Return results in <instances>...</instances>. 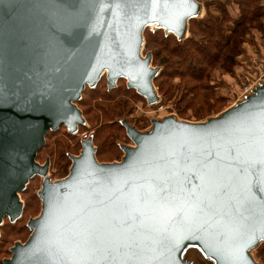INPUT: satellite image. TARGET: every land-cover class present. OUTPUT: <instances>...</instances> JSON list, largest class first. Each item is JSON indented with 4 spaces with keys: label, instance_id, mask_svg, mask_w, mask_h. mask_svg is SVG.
Returning <instances> with one entry per match:
<instances>
[{
    "label": "water",
    "instance_id": "water-1",
    "mask_svg": "<svg viewBox=\"0 0 264 264\" xmlns=\"http://www.w3.org/2000/svg\"><path fill=\"white\" fill-rule=\"evenodd\" d=\"M197 0H0V227L23 214L20 194L36 176L50 131L77 134L76 103L104 76L158 101L144 32L185 35ZM135 147L99 163L83 143L70 175L45 180L43 210L4 264H183L198 242L217 264H257L264 243V91L206 124L127 125Z\"/></svg>",
    "mask_w": 264,
    "mask_h": 264
},
{
    "label": "trees",
    "instance_id": "trees-1",
    "mask_svg": "<svg viewBox=\"0 0 264 264\" xmlns=\"http://www.w3.org/2000/svg\"><path fill=\"white\" fill-rule=\"evenodd\" d=\"M228 4L219 14L213 15L209 10L203 21L193 18L188 32L182 37L160 27L144 32V52L152 54L154 69L159 70L154 85L161 97L160 104L176 115L188 112L199 119L211 115L218 106L229 101L227 93L220 94L217 90L223 86L225 74L238 85L245 84L243 77L250 81L254 75L245 46L252 42L253 33H264V0H228ZM177 79L179 82H175ZM125 81L120 79L113 89H109L107 76H104L95 88H87L76 103L90 127L80 126V136L89 134L99 163L123 161L124 142L130 140L123 117L131 106L135 107L133 101L145 99L137 90L130 89ZM155 108L147 101L145 111ZM136 117L137 122L139 114ZM144 122L139 120L141 126ZM83 143L81 137L62 126L48 133L37 162L43 165L49 162L50 169L54 167L63 180L70 175L69 170L77 157L74 155L76 149L80 152ZM36 177L20 194L24 200L23 214L16 222L9 221L11 230L22 222L21 228L29 229L25 219L43 210L40 192L36 194L32 186ZM6 227L5 224L0 227V233H3L0 236V255L6 246L5 240L12 237L11 233L5 232ZM255 250L256 257L264 264V243ZM5 253H9V248ZM0 264H4L2 259Z\"/></svg>",
    "mask_w": 264,
    "mask_h": 264
},
{
    "label": "rangeland",
    "instance_id": "rangeland-1",
    "mask_svg": "<svg viewBox=\"0 0 264 264\" xmlns=\"http://www.w3.org/2000/svg\"><path fill=\"white\" fill-rule=\"evenodd\" d=\"M197 2L199 3V10H198L196 16L194 17V19L200 20V21H203L206 18L207 12L209 10L211 11V13L213 15L219 14V13H222L223 9L226 8L227 5H229L228 0H197ZM189 26H190V23H189L188 27ZM156 28H158V25L154 26V24H150L147 29L156 30ZM143 56H146L144 49H143ZM151 66H152V68H154V66H155V64L153 63V59L151 61ZM241 75H244V72H241ZM125 80L126 79H124V81ZM125 82H127V80ZM175 82H179V79H177ZM243 82L248 83V81L246 80V77H243ZM232 83H236V82L234 80H232L230 77H227L225 74V78L223 79V86H221L219 89H217L218 92L220 94L225 95L226 93H228L229 88H231L233 86V85H231ZM259 89H262V91H264V84ZM155 91H156L157 95H159V91H158L157 87H155ZM253 96H256V92L247 96L246 101H248ZM158 98L160 101L161 100L160 95ZM144 100L139 99L137 101H133L132 103L135 104V107L133 108L131 106L129 113H127L123 117V121L126 122V124L129 125L132 129H135L139 133L150 134L152 132V129H153L152 122L154 120L163 121V119L164 118L166 119V117H164V116L158 117L155 114L152 115V114H150V112L145 111L146 107H147V101H146L147 99L145 101ZM244 103H241V105ZM139 104H142L144 107L139 105ZM233 104L234 103L226 100L224 105L218 106V108L214 112H212L211 115L205 116L204 118H200V119L195 117L193 114L188 113V112L186 113V115H180V113H177L176 116L174 115V116H168V117H173L175 120H177L179 122L192 123V124H206L211 120L219 119L224 112L235 107V106H232ZM132 110H133V112H132ZM138 114H139V120L145 121L143 123L144 126L140 125L139 120L136 122V119H134V118H137L136 115L138 116ZM86 124L87 123H85V126L88 129H90L88 124L87 125ZM83 132H85V131H83ZM77 136H78V138L80 137V132H78ZM122 142H124V141H122ZM124 145H126V147H128V148L135 147V144L132 142L131 139L127 142H124ZM76 150H77V152L74 155L79 157L81 155L83 149L80 152L78 149H76ZM124 156H125V154H124ZM123 159H124V157H123ZM41 165H43V164H41ZM70 170H69V173H70ZM46 179L51 181V182H58V181L62 180L60 178V176L57 175L56 169H54V167H53L52 169L49 170V175L47 177L37 176L36 179L34 180L32 186L35 187V193L36 194H38L42 190L43 183ZM20 199H21L22 204H24V200H23L21 195H20ZM41 212L39 210V212L34 213V215H32L33 213H31L32 216L27 217L25 219V223H27V225H28L30 220L37 219L38 217H40ZM9 221H10V219L7 218L3 222V224L7 225L5 232L11 233V235H12L11 238H9V239L7 238L5 240L6 246L1 249L2 253L0 255V259H2L3 262L5 260L11 258L10 250L14 247V244H16V243L25 244V242L29 239V237L32 233V230L30 228L29 229L21 228L23 222L21 224L17 225L14 230H11L10 228H8L9 227L8 224L11 222V221L10 222ZM2 235H3V233H0V236H2ZM8 248H9V253H5ZM255 251L256 250L251 251L250 255L253 257V259L256 261L257 264H262L258 260V258L256 257ZM176 256L183 264H217L216 260H214V259H212L206 255L205 251L202 249V247L200 246V244L198 242L187 241L186 243L183 244L181 249L177 252Z\"/></svg>",
    "mask_w": 264,
    "mask_h": 264
},
{
    "label": "built area",
    "instance_id": "built-area-1",
    "mask_svg": "<svg viewBox=\"0 0 264 264\" xmlns=\"http://www.w3.org/2000/svg\"><path fill=\"white\" fill-rule=\"evenodd\" d=\"M250 63L254 69V75L252 76V79L248 81V83L242 85H238L237 83H232L231 85L233 86L228 90L227 98L229 99L230 102L234 103L232 106H235L229 110L235 109L238 106H240L241 103L247 102L246 101L247 96L255 93L264 84V59L253 57L250 59ZM151 105H154L156 107L155 110L150 111L151 114H155L158 117L164 116L166 118H173L168 116H174V115L176 116V113L174 111H172L171 109H167L165 106H162L160 104L159 98L156 103ZM80 137L83 139L84 142L90 140V136L88 133H83L81 134Z\"/></svg>",
    "mask_w": 264,
    "mask_h": 264
},
{
    "label": "crops",
    "instance_id": "crops-1",
    "mask_svg": "<svg viewBox=\"0 0 264 264\" xmlns=\"http://www.w3.org/2000/svg\"><path fill=\"white\" fill-rule=\"evenodd\" d=\"M252 36L253 39L252 37L250 39L252 42L249 41L245 46L247 55L250 57L249 60L253 57L264 59V33L255 32L252 34Z\"/></svg>",
    "mask_w": 264,
    "mask_h": 264
},
{
    "label": "bare ground",
    "instance_id": "bare-ground-1",
    "mask_svg": "<svg viewBox=\"0 0 264 264\" xmlns=\"http://www.w3.org/2000/svg\"><path fill=\"white\" fill-rule=\"evenodd\" d=\"M154 26H156V24H154Z\"/></svg>",
    "mask_w": 264,
    "mask_h": 264
}]
</instances>
